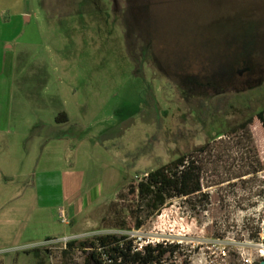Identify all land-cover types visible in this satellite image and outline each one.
Returning a JSON list of instances; mask_svg holds the SVG:
<instances>
[{
	"label": "rangeland",
	"instance_id": "rangeland-1",
	"mask_svg": "<svg viewBox=\"0 0 264 264\" xmlns=\"http://www.w3.org/2000/svg\"><path fill=\"white\" fill-rule=\"evenodd\" d=\"M22 4L28 20L22 16L8 44L15 81L0 169L16 162L25 175L0 177V264H84L86 252L63 255V244L45 243L119 236L136 231V217L141 234L181 241L202 263L259 264L264 0ZM241 60L249 71L238 75ZM57 137L65 138L67 156L44 164L72 165L74 182L67 178L62 192L58 174L42 178L35 170L43 145ZM53 155L47 149L45 158ZM183 155L194 162L204 196L170 200L153 216L136 208L132 186ZM62 193L100 199L71 228L56 211L39 209L59 205Z\"/></svg>",
	"mask_w": 264,
	"mask_h": 264
},
{
	"label": "crops",
	"instance_id": "crops-1",
	"mask_svg": "<svg viewBox=\"0 0 264 264\" xmlns=\"http://www.w3.org/2000/svg\"><path fill=\"white\" fill-rule=\"evenodd\" d=\"M22 3L23 0H0V133H4L7 130L6 125L9 127L10 106L7 103V98L10 99L15 81V74L10 70L11 60L9 59L11 58L12 47L8 44L15 38L12 37V35L20 32L21 23L19 22L21 21L20 19H22V16L25 20H28V17L25 16V13L22 11ZM13 134L19 135L14 131ZM8 141L10 144H15L14 140L9 139ZM66 144L67 142L64 137L53 138L50 142L45 143L42 148V156L38 159V162L35 165V170L42 178L52 174L59 175V186L61 188V192L63 191L64 184L65 187H68V183L66 182H68L69 179L67 178H72L74 175L72 165H68L66 167L58 165V167H52L46 166L44 163L45 161L52 160L54 162L58 161L61 164L63 156H67L68 145ZM47 149L51 151V155L55 153L57 156L55 157L53 155L52 157L45 158ZM4 166L6 167V165ZM23 175H25V173L18 172L16 162L10 163L6 169L3 167L0 169V177L6 182L8 180H12L14 176L18 177ZM71 181L74 182L73 178ZM1 182L2 181L0 180V183ZM73 186L74 183L71 184V187ZM84 195H80L79 197L77 196L72 199H68L63 195L59 205L53 207H47V205L42 207L39 206V209L43 208L42 210L44 211L45 208H50L53 212L56 211L55 214L57 219H59L60 214L63 213L69 220V225L73 228V226L75 227L80 223L82 215L89 210L97 200L100 199V196L97 194L87 198L84 197Z\"/></svg>",
	"mask_w": 264,
	"mask_h": 264
},
{
	"label": "trees",
	"instance_id": "trees-1",
	"mask_svg": "<svg viewBox=\"0 0 264 264\" xmlns=\"http://www.w3.org/2000/svg\"><path fill=\"white\" fill-rule=\"evenodd\" d=\"M256 118L264 132V110L260 111L256 115ZM57 120L65 121L64 113L58 114ZM249 123L250 120L247 124ZM247 124H241L237 129H244ZM132 194L135 195L137 200L136 208L144 206L152 216L160 212L170 200L191 198L197 195L204 196L202 194V186L197 168L192 160H186L185 155L177 157L169 164L161 166L156 170L144 173L143 177L132 186ZM124 226L125 224H122V227ZM141 226L142 222L136 217L134 228L139 229ZM120 243L121 238L114 235L97 236L83 242L72 241L68 243L66 249L62 251V254L66 255L67 252H84L83 250L87 247L95 248L99 246L101 248H107L109 252H117L119 256H123L126 259L125 254L122 252L124 247L121 248ZM167 251V249H162L161 246L155 249H148L143 260L149 262L152 259L162 258ZM88 263L86 259L84 264Z\"/></svg>",
	"mask_w": 264,
	"mask_h": 264
},
{
	"label": "built area",
	"instance_id": "built-area-1",
	"mask_svg": "<svg viewBox=\"0 0 264 264\" xmlns=\"http://www.w3.org/2000/svg\"><path fill=\"white\" fill-rule=\"evenodd\" d=\"M60 222L64 225H69L70 222L66 218V216L61 213ZM140 229V228H139ZM136 229V231L124 232L123 234L117 236L121 238L120 247H124L122 252L125 254L126 259L123 256H119L117 252H109L107 248H101L96 246L95 248L87 247L83 251L88 254L86 258L88 260V264H205L206 261L204 259V263H202L201 259H194V251L195 248L183 247V243L181 241L175 240H159L154 236L141 234L140 230ZM261 235L262 228H261ZM106 236V235H100ZM82 236L71 235L69 237H63L59 240L47 241L45 246H52L58 243L63 244V249H66L68 243L72 241H77L76 239ZM97 237V236H96ZM161 246L162 249H167V253L159 259H152L149 262H145L143 258L146 256L148 249H155L156 247ZM178 252H181L182 259H177L176 255ZM192 254V255H191ZM166 255H170L166 258ZM172 255V258H171ZM139 257V258H138ZM261 259L264 260L263 250L261 251ZM261 260V261H262Z\"/></svg>",
	"mask_w": 264,
	"mask_h": 264
},
{
	"label": "flooded vegetation",
	"instance_id": "flooded-vegetation-1",
	"mask_svg": "<svg viewBox=\"0 0 264 264\" xmlns=\"http://www.w3.org/2000/svg\"><path fill=\"white\" fill-rule=\"evenodd\" d=\"M235 62H232V63H230V64H234ZM237 63V62H236ZM242 66H244L245 67V65L248 63V62H246V61H244V60H241V62H239ZM248 72L249 71V68H247V67H245L244 69H242V70H238L237 71V74L238 75H242V73L243 72Z\"/></svg>",
	"mask_w": 264,
	"mask_h": 264
},
{
	"label": "water",
	"instance_id": "water-1",
	"mask_svg": "<svg viewBox=\"0 0 264 264\" xmlns=\"http://www.w3.org/2000/svg\"><path fill=\"white\" fill-rule=\"evenodd\" d=\"M262 234L264 236V216H263V220H262ZM259 264H264V260L260 261Z\"/></svg>",
	"mask_w": 264,
	"mask_h": 264
}]
</instances>
